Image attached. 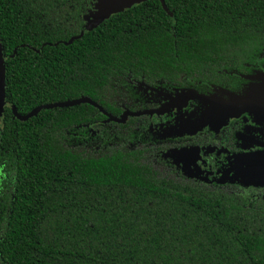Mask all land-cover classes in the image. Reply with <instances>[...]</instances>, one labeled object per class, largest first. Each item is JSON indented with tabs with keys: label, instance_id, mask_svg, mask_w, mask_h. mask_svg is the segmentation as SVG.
<instances>
[{
	"label": "trees",
	"instance_id": "obj_1",
	"mask_svg": "<svg viewBox=\"0 0 264 264\" xmlns=\"http://www.w3.org/2000/svg\"><path fill=\"white\" fill-rule=\"evenodd\" d=\"M162 1L84 30L91 0H0V264H264V187L181 174L141 116L49 105L119 118L135 82L236 95L264 69V0Z\"/></svg>",
	"mask_w": 264,
	"mask_h": 264
},
{
	"label": "flooded vegetation",
	"instance_id": "obj_2",
	"mask_svg": "<svg viewBox=\"0 0 264 264\" xmlns=\"http://www.w3.org/2000/svg\"><path fill=\"white\" fill-rule=\"evenodd\" d=\"M256 72H264V69ZM250 77H249V82H250ZM133 87L135 88V92L138 96L139 99L138 105L140 107L136 111H129L127 109H124L122 111V114L125 113L126 111L128 113L140 111L139 113L141 114L138 115H130L128 113H125L123 115V120L125 115L137 116V117L141 116L136 121V123L137 124L139 123L140 125L137 128L138 137L142 139L149 138L152 141L158 143H165L167 141H171L173 143L179 144L180 141L184 142L183 144L178 145L176 147L165 148L163 151L159 152V156L163 159H166L178 172H180L181 174L187 177H192L194 179H200L208 182L228 181V182L238 183V182L230 181V179H227V174L233 171L234 168L236 167L232 165V163L233 164L238 163V157L240 154L251 153L248 151L250 147L246 148V147H241L239 145L240 142H242V137L239 136L238 131L243 127L241 126V123H243V121L246 119L247 116L249 118L252 116V119L255 120H259V119H256L250 113H242L238 115V117L236 116L230 119H226V121H228L227 124H229V126L222 129L220 133H213L211 131V128L206 127L207 126L205 124L207 122L206 121L204 125H201L202 128L199 127L200 129L198 128L194 131H190L189 128L185 132L179 129V131L177 130L179 133L178 135L168 134L166 127L169 125L168 130L171 129V124L169 123L175 124V121L185 118L186 115L187 117H191L194 120H196L197 118L200 120H204L207 119V117L210 114L208 112L209 107L204 103V107L202 108L203 102L199 99H194V98L187 99L182 105L180 106L175 105L176 102L180 103L182 101V97L186 92H195L208 96H216L222 98L223 100H227V98L223 96L224 94H222L223 89L217 87H211V90L209 92L201 93V92L193 91L192 89L189 88L169 89V88H164L163 86L150 87L143 83L138 85H133ZM243 92L244 89L242 90L241 93H235V94L243 95ZM225 93L228 92L226 91ZM180 116L181 118H179ZM249 118H247L248 121L250 122L248 123L251 124L253 120ZM164 121H166V123L168 121L169 123H167V125L165 126L163 124ZM183 121L185 120L183 119ZM260 121L264 123V121L262 120ZM153 123H157V124L151 127L150 124ZM144 128L157 132L158 135L154 134L157 138L154 135L151 136L141 135L139 132H141ZM188 131L191 133H188ZM251 131H253L252 128ZM229 132H233L232 138H233L234 150H230V148L227 146V142H228L227 136ZM205 134H206V139L203 137V135ZM192 140L196 142L193 143ZM247 142L248 139H246V143ZM245 148L247 150H245ZM251 156H252L251 157L252 160L255 159L253 153H251ZM237 172L238 170H236V173ZM247 173L250 176L249 178L252 179L248 181L247 185H251L255 187L256 186L264 187L263 173H256V170L253 168L249 169ZM253 175L256 176L253 177ZM238 184H242V183H238Z\"/></svg>",
	"mask_w": 264,
	"mask_h": 264
},
{
	"label": "rangeland",
	"instance_id": "obj_3",
	"mask_svg": "<svg viewBox=\"0 0 264 264\" xmlns=\"http://www.w3.org/2000/svg\"><path fill=\"white\" fill-rule=\"evenodd\" d=\"M94 9H95V0H91V8H90L89 12L84 17L86 24L92 20V15L94 14ZM138 84H141V83H139V82L133 83V85H138ZM244 87L245 88H244L243 95L248 94V95L264 96V72H255V74L252 77H250V82L247 85H245ZM220 93H222V92H220ZM222 94H224L223 96L227 99L230 97L228 95V93H225L224 91ZM206 105L210 108V106L208 104H206ZM203 107H204V103H202V108ZM208 112H209V110H208ZM179 118H181V116ZM247 118H249V117L247 116L246 119L243 121V123H241V126H243V127L238 131L239 136L242 137V142H240L239 145L241 147H246V148L250 147L248 149V151L254 154L255 159H253V160L251 159V157H252L251 153H243L240 155L238 154L239 155L238 163H236V164L232 163V165H234L236 167L234 168L233 171H231L227 174V179H230V181H234V182H238V183H242V184H247L249 180H252L251 178H249L250 176L247 173V171H249V169H251V168L255 169L256 173H263L264 174V134H263L264 133V123H262L260 120L252 119V116H251L250 118L253 120V122L251 124H249L250 122L248 121ZM183 119L185 121H183ZM183 119H179V120L175 121L176 125L174 123L172 124V123H169L167 121V123L171 124V129H169L170 131L168 130L169 125L166 127L167 133L172 134V135H178L179 129L182 130L183 132H185L189 128H190L189 129L190 131H194V130L198 129L199 127L202 128L201 125H204V123L206 121H207L205 123L207 125L206 127L211 128V131L213 133H220L222 131V129L229 126V124H227L228 121H226V119H218V120L213 119L210 114L207 117V119H204L205 121L200 120L198 118L196 120H194L191 117H187V115ZM167 123H166V121L163 122V124L165 126L167 125ZM156 124L157 123H153L150 125H151V127H153ZM251 128L253 129V131H251ZM139 133L143 136H151L154 134L158 135L157 132H154L153 130H149V129H145V128ZM188 133H191V132L188 131ZM246 139H248L247 143H246ZM246 148H245V150H247ZM170 159H171V157H170ZM246 160H249V161H246ZM236 170H238L237 173H236ZM255 176L256 175H253V177H255Z\"/></svg>",
	"mask_w": 264,
	"mask_h": 264
},
{
	"label": "water",
	"instance_id": "obj_4",
	"mask_svg": "<svg viewBox=\"0 0 264 264\" xmlns=\"http://www.w3.org/2000/svg\"><path fill=\"white\" fill-rule=\"evenodd\" d=\"M145 0H95V9L94 14L92 15V20L85 24L84 30H88L92 27H94L96 24H98L103 19L107 18L110 14L124 10L126 8H129L130 6L137 4L139 2H142ZM160 3V6L163 10H166V7L162 0H158ZM1 84H2V74L0 75V108L2 104V92H1ZM230 96L227 100H223L220 97L216 96H208L203 95L195 92H186L183 97L182 101L180 103H175V105H182L187 99H199L203 103L208 104L210 106L209 113L213 119H230L233 117H236L242 113H250L252 114L256 119L264 121V96H257V95H233L229 94ZM173 100V99H171ZM80 102H86L91 104L92 106L96 107L100 112L105 114L109 120L113 121H122L123 115L125 113H128L127 111L125 113H121L120 118H115L109 114H107L100 106H98L95 102L90 100L87 97H79L77 99L68 100L60 103H53L49 104L50 106H66V105H72L77 104ZM40 107H43V105L36 107L34 110L29 111L27 114L20 117V119H25L26 117H29L33 115ZM137 112H129L130 115H138L141 114Z\"/></svg>",
	"mask_w": 264,
	"mask_h": 264
}]
</instances>
